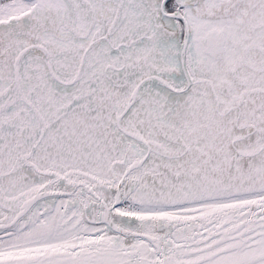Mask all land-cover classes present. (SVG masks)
Segmentation results:
<instances>
[{
    "label": "snow or ice",
    "instance_id": "snow-or-ice-1",
    "mask_svg": "<svg viewBox=\"0 0 264 264\" xmlns=\"http://www.w3.org/2000/svg\"><path fill=\"white\" fill-rule=\"evenodd\" d=\"M0 264H264V0H0Z\"/></svg>",
    "mask_w": 264,
    "mask_h": 264
}]
</instances>
